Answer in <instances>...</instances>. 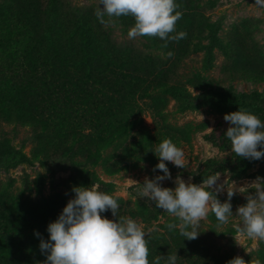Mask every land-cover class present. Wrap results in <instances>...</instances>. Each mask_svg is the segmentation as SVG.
Wrapping results in <instances>:
<instances>
[{"label":"trees","instance_id":"1","mask_svg":"<svg viewBox=\"0 0 264 264\" xmlns=\"http://www.w3.org/2000/svg\"><path fill=\"white\" fill-rule=\"evenodd\" d=\"M208 1L176 0L177 10L183 14L176 31L186 32L185 39L169 41L163 47L165 41L159 37L143 36L145 46L161 50L163 56L118 44L96 18L95 8L75 7L67 0H0V124L4 121L31 126L37 133L33 157L43 165H48L53 154L69 158L71 175L66 183L73 197L74 186L94 188L98 182L96 170L89 165L102 164L109 174L121 170L108 165V161L141 127L137 106L140 100L151 103L165 135L191 141L205 124H172L166 109L171 98L180 106L191 98L178 77V67L203 47L201 41L206 35L221 47L230 46L231 40L215 36L217 29L203 10ZM117 21L127 28L135 23L130 15L118 17ZM168 52L174 55L169 58ZM257 74L249 78L264 79V75ZM188 77L186 80L194 79ZM203 84L207 85V81ZM210 92L202 97L206 105L231 102L240 109L259 110L257 94L227 93L217 88ZM25 157L16 158L11 164L27 161ZM11 185L0 182V264H43L47 256L40 250L41 239H49L47 226L62 213L67 199L58 191L44 195L43 177L31 187L37 189L40 197L24 189L14 190ZM106 186L94 189L108 194L110 189ZM149 211L139 205L128 213L141 216L144 223L158 219L157 213ZM111 214L108 210L101 215ZM169 223L177 227L170 231ZM179 224L176 217H167L160 224L164 231L160 237L169 240L168 234L171 245L177 246L183 241ZM165 243L160 248L164 249ZM156 253L158 249L149 251L148 259ZM214 257L213 264H228L227 255ZM198 260H189V264H199Z\"/></svg>","mask_w":264,"mask_h":264},{"label":"rangeland","instance_id":"2","mask_svg":"<svg viewBox=\"0 0 264 264\" xmlns=\"http://www.w3.org/2000/svg\"><path fill=\"white\" fill-rule=\"evenodd\" d=\"M67 1L72 6L84 9L90 7L96 9L99 6V0ZM203 10L210 16V24L217 29L215 36L225 41L231 40L230 46L221 47L213 37L206 35L207 37L201 41L203 47L191 54L178 67V77L184 81L183 86L191 93V98H188L184 106L178 105L176 100L171 98L166 112L168 122L172 124L194 122L204 123L205 127L195 132L189 142L171 139L164 134V129L157 122L151 103L148 100H140L137 106L140 109L138 114L142 118L141 127L134 131L125 148H120L115 153L116 156L108 161V165L121 170L109 174L102 164L94 167L89 165L96 170L99 178L94 188L100 185L105 187L104 184H108L106 186L110 189L108 194L117 198L120 205L117 217L113 214L105 217L112 220H119L120 217L132 218L148 233L149 251L158 249V253L149 259L150 264H154L157 256L163 257L160 264H167V257L179 252H183L177 254L176 263L179 264H189V260L194 258H199V264H213L214 256L222 255H227L229 261L239 256L246 264H256L257 261L264 264V240L249 238L238 231V228L243 227L239 216L233 215L229 218V223L220 224L209 211L208 216L199 223L198 238L189 240L183 237V241L173 246L172 237H168V234L166 237L169 240L160 237V233L164 232L160 224L167 217L173 216L140 195L146 177L153 179L157 175H163L159 169L153 170L159 163V158L152 150L164 139H171L183 150L185 168H177L166 161L172 178L162 181L163 187L175 188L177 177L185 182L200 184L203 179L219 174V183H223L224 188L216 193L217 199L221 202L228 201L227 190L234 189L235 194L230 200L234 214L238 206L247 203L249 194H255L258 185L264 187V158L249 160L237 157L232 151L231 141L225 135L229 125L224 120L226 113L245 110L264 122V79L249 78L258 75L257 73L264 75V8L258 7L254 0H209L203 4ZM105 19L109 18L106 16ZM117 19L112 18L114 22L104 26L118 44H130L141 51L165 56L161 50L148 49L144 37L129 39L128 31L131 27L127 28ZM187 76L194 79L186 80ZM199 76H203L202 80L197 81ZM206 81L207 85H204ZM216 88L227 93L250 96L257 94L259 110L240 109L231 102L214 103L211 106L204 104L206 101L202 100V97L209 95L210 90ZM36 136L37 133L31 126L1 122L0 182L11 183L10 187L14 190L24 189L34 197H40L37 189L31 190V187L37 178L43 177L45 179L43 194L49 195L58 191L64 194L68 202L74 198L66 183L71 175L70 159L53 154L48 165L41 164L33 157ZM107 153L105 152V155ZM23 155L28 158L27 161H20L16 166L11 164ZM119 198H123L124 201L121 202ZM139 205H145L150 209V213H157L158 219L144 223L141 216L132 217L128 213L129 209L138 208ZM163 242H167L164 249L160 248Z\"/></svg>","mask_w":264,"mask_h":264},{"label":"clouds","instance_id":"3","mask_svg":"<svg viewBox=\"0 0 264 264\" xmlns=\"http://www.w3.org/2000/svg\"><path fill=\"white\" fill-rule=\"evenodd\" d=\"M254 2L264 8V0ZM178 8L176 0H99L95 16L102 25H108L114 22V17L130 15L135 23L128 31L129 39L159 37L165 41L162 46L167 47L169 41L178 42L187 37L186 32L176 31L177 21L183 15ZM106 16L109 19L106 20ZM173 55L167 53L169 58ZM224 120L229 125L225 135L237 157L264 158V122L260 118L237 110L226 113ZM152 151L159 158L153 170L159 169L163 175L153 179L146 177L140 195L176 217L182 237L198 238L199 223L211 211L220 224L229 223L233 215L239 216L243 227L238 231L249 238L264 240V187L258 185L255 194H249L247 203L238 206L234 214L230 203L234 189L227 188L228 201L217 199L216 193L224 188L223 183H219V174L203 179L200 184L177 177L175 188L163 187L161 182L172 178L165 162L185 168L184 153L171 139H164ZM73 191L74 198L67 202L58 218L48 224L49 239H41L40 250L47 256L43 264H149L148 233L132 218L112 220L101 215L111 210L117 217L120 208L117 198L83 186H74ZM176 227L174 223L168 224L170 231ZM161 259L163 257L157 256L154 264H160ZM176 261L177 254L167 257V264H176ZM228 264L246 262L236 256Z\"/></svg>","mask_w":264,"mask_h":264}]
</instances>
